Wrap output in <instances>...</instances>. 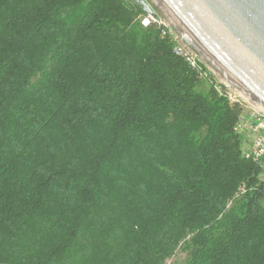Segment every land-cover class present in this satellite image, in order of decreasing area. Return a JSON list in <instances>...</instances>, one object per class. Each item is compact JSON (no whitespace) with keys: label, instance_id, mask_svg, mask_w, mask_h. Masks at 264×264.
<instances>
[{"label":"trees","instance_id":"trees-1","mask_svg":"<svg viewBox=\"0 0 264 264\" xmlns=\"http://www.w3.org/2000/svg\"><path fill=\"white\" fill-rule=\"evenodd\" d=\"M145 15L0 0V264H264L242 109Z\"/></svg>","mask_w":264,"mask_h":264},{"label":"water","instance_id":"water-1","mask_svg":"<svg viewBox=\"0 0 264 264\" xmlns=\"http://www.w3.org/2000/svg\"><path fill=\"white\" fill-rule=\"evenodd\" d=\"M148 1L230 88L264 109V0Z\"/></svg>","mask_w":264,"mask_h":264},{"label":"built area","instance_id":"built-area-1","mask_svg":"<svg viewBox=\"0 0 264 264\" xmlns=\"http://www.w3.org/2000/svg\"><path fill=\"white\" fill-rule=\"evenodd\" d=\"M141 25L156 23L161 28V36L169 37L173 43V53L181 57L192 69L198 70L204 77L213 79L216 90L226 96L231 104L238 105L242 111L234 126L247 143L245 156L256 163L264 175V109L249 102L242 93L230 88L199 55L185 43L181 35L175 32L166 19L146 14L140 19ZM218 78V80H217ZM212 81V80H211Z\"/></svg>","mask_w":264,"mask_h":264},{"label":"rangeland","instance_id":"rangeland-1","mask_svg":"<svg viewBox=\"0 0 264 264\" xmlns=\"http://www.w3.org/2000/svg\"><path fill=\"white\" fill-rule=\"evenodd\" d=\"M147 3L150 5L151 9L156 13V15L158 17H161V18H164L157 10L156 8L148 1L146 0ZM165 19V18H164ZM167 21V20H166ZM174 29V28H173ZM175 30V29H174ZM175 32H177L175 30ZM206 63V62H205ZM207 64V63H206ZM208 65V64H207ZM218 80V78H217ZM247 146H248V143H247ZM245 146L246 150L248 149V147ZM262 176V179H264V175H261ZM184 258V254L180 251H177L171 258H169L167 261H166V264H175L177 263L178 261L182 260Z\"/></svg>","mask_w":264,"mask_h":264}]
</instances>
